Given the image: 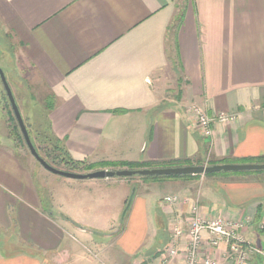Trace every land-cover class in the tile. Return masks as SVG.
<instances>
[{
    "label": "crops",
    "instance_id": "1",
    "mask_svg": "<svg viewBox=\"0 0 264 264\" xmlns=\"http://www.w3.org/2000/svg\"><path fill=\"white\" fill-rule=\"evenodd\" d=\"M0 36L18 49L36 134L94 167L81 173L264 160V0H0ZM194 104L237 120L205 137ZM49 181L60 189L53 208ZM174 194L184 200L164 201ZM196 202L210 219L243 222V237L264 248V171L52 177L0 135V264H76L86 243L115 247L113 264H160L170 221ZM62 208L115 218L101 227ZM204 238L201 258L228 264L225 246ZM186 246L183 237L166 264H185Z\"/></svg>",
    "mask_w": 264,
    "mask_h": 264
},
{
    "label": "rangeland",
    "instance_id": "2",
    "mask_svg": "<svg viewBox=\"0 0 264 264\" xmlns=\"http://www.w3.org/2000/svg\"><path fill=\"white\" fill-rule=\"evenodd\" d=\"M18 49L15 47L12 43V41L7 37H1L0 36V67L3 69L5 76L13 90L15 99L17 101V104L21 110V113L23 115V119L25 121V124L27 128L30 130V134L33 137V139L36 141V147L39 148L40 153L43 157L49 158V162L53 166H59V168L63 170H68L69 167H67L65 164H63L58 158H55V151L53 150L52 144L47 139L40 138V135L36 134V127L34 125V120L32 119V111H34L33 106V98L31 97L33 94L31 91H29V88L25 85L20 83V80L22 78V73L20 71V66L18 65ZM21 64V62H20ZM23 83V82H22ZM20 104V105H19ZM43 131V130H42ZM0 135L2 138V142H6L10 147L14 148L16 152L21 156L25 158H30L36 165L43 171V173H46L47 175H51L52 177H59L56 174H52L50 171L46 170L41 164L34 158V156L30 153L29 148L26 145V142L24 140V137L22 135V132L20 130V127L18 125V122L15 118V115L13 113L11 104L9 102V99L7 97L6 91L4 89L3 83L0 78ZM44 135V134H42ZM39 176V175H38ZM169 178V177H176L174 176H147L143 177L140 175H135L132 177H129L131 179H151V178ZM177 177H181L180 175ZM39 184H41V179H39ZM60 189L59 186H57L56 183L48 182L45 187L42 185V192L47 197V204H51L52 206L58 205L59 198H60ZM53 208V207H52ZM124 210L121 212L119 216V222L117 225V228L120 226H123L125 223L127 215L123 218ZM56 212H62L71 219L74 220V218H82V219H89L92 220L94 224L101 226V227H107L112 224L113 219L115 216L111 214L106 215H98V216H83L78 214L77 212H67L66 209H56ZM74 233L84 241L83 234L79 232L78 230L73 229ZM87 242V241H86ZM108 246V248H107ZM81 250L78 251V255L76 257V264H113L108 259V252L115 251V247H109L108 244H105L102 247L93 246L91 243H86L84 245V248L80 246ZM5 250H11V248H5ZM75 261V260H74Z\"/></svg>",
    "mask_w": 264,
    "mask_h": 264
},
{
    "label": "built area",
    "instance_id": "3",
    "mask_svg": "<svg viewBox=\"0 0 264 264\" xmlns=\"http://www.w3.org/2000/svg\"><path fill=\"white\" fill-rule=\"evenodd\" d=\"M190 109L195 114L198 127L205 137L212 135L214 124L218 122L230 123L237 120L236 113L221 112L215 116H210L201 106L196 104L192 105ZM183 200L182 197L175 194L164 197V201L170 205H176ZM243 225V222L227 221L223 218L210 219L204 216L199 203H193L188 219L175 217L170 221L169 242L159 263L166 264L177 258L181 253L180 241L183 237H187L185 264H219L212 257L201 258V251L206 242L204 233L207 232L209 234L208 243L212 248L225 246L223 257L228 264H254L258 258L264 264V248L243 237L239 231Z\"/></svg>",
    "mask_w": 264,
    "mask_h": 264
},
{
    "label": "water",
    "instance_id": "4",
    "mask_svg": "<svg viewBox=\"0 0 264 264\" xmlns=\"http://www.w3.org/2000/svg\"><path fill=\"white\" fill-rule=\"evenodd\" d=\"M0 78L6 91L7 97L11 104L13 113L18 122L24 140L30 153L34 158L48 171L61 177L76 179V180H87V179H106L113 177H132L140 175L143 177L147 176H184V175H206L213 173H239V172H263L264 163H233V164H215V165H187V166H176V167H160V168H144V169H120V170H107L100 169L91 172L81 173L75 171H68L57 168L47 162L38 152L35 147L29 130L23 119L21 110L15 99L13 90L5 76L3 69L0 67ZM135 189L133 190L134 193ZM133 193L130 196L127 208L124 211V215L127 212L129 205L131 204Z\"/></svg>",
    "mask_w": 264,
    "mask_h": 264
},
{
    "label": "trees",
    "instance_id": "5",
    "mask_svg": "<svg viewBox=\"0 0 264 264\" xmlns=\"http://www.w3.org/2000/svg\"><path fill=\"white\" fill-rule=\"evenodd\" d=\"M29 130V129H28ZM29 133H30V130H29ZM31 136V134H30ZM31 139L36 147V141L33 139V137L31 136ZM51 144H52V147H53V150L56 152V155H55V158H58L63 164H65L67 167H69L68 171H75V172H80V171H89L91 170L92 168H94L93 166H90V165H83V162H76L74 160H72L67 154L66 152H64L63 150V147H61L60 143H58L57 141H50ZM38 152L40 153V150L38 147H36ZM41 155V153H40ZM42 156V155H41ZM43 157V156H42ZM47 162H49V158L47 157H43ZM264 163V160H249L247 161V163ZM50 163V162H49ZM137 166V167H135ZM135 166H132L131 168H143L144 165H135ZM57 167V166H56ZM59 168V166L57 167ZM61 169V168H60ZM217 173H213V174H206L207 176H210V175H215ZM191 176H198V175H184V176H181V177H191ZM177 177V176H176ZM254 264H262L261 262V259H257L256 262Z\"/></svg>",
    "mask_w": 264,
    "mask_h": 264
}]
</instances>
